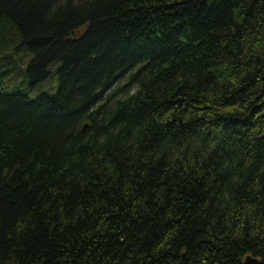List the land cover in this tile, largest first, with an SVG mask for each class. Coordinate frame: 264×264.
Listing matches in <instances>:
<instances>
[{"label": "trees", "instance_id": "16d2710c", "mask_svg": "<svg viewBox=\"0 0 264 264\" xmlns=\"http://www.w3.org/2000/svg\"><path fill=\"white\" fill-rule=\"evenodd\" d=\"M248 255L264 264V0H0V264Z\"/></svg>", "mask_w": 264, "mask_h": 264}, {"label": "rangeland", "instance_id": "374dc122", "mask_svg": "<svg viewBox=\"0 0 264 264\" xmlns=\"http://www.w3.org/2000/svg\"><path fill=\"white\" fill-rule=\"evenodd\" d=\"M14 80L12 82H4V86L6 88L7 92H17L19 90H23L27 92V85L30 83V79L26 78L24 75H16L13 77ZM56 82L55 88L49 89L46 87L45 92L48 94H54L57 91V86H58V81L56 75H51L49 78V83H54Z\"/></svg>", "mask_w": 264, "mask_h": 264}, {"label": "water", "instance_id": "95a60500", "mask_svg": "<svg viewBox=\"0 0 264 264\" xmlns=\"http://www.w3.org/2000/svg\"><path fill=\"white\" fill-rule=\"evenodd\" d=\"M245 264H261V261L257 259L256 257L248 256L246 258Z\"/></svg>", "mask_w": 264, "mask_h": 264}]
</instances>
